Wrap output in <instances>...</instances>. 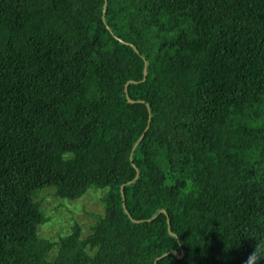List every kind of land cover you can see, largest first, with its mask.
Returning a JSON list of instances; mask_svg holds the SVG:
<instances>
[{
  "label": "trees",
  "instance_id": "16d2710c",
  "mask_svg": "<svg viewBox=\"0 0 264 264\" xmlns=\"http://www.w3.org/2000/svg\"><path fill=\"white\" fill-rule=\"evenodd\" d=\"M93 191V223L41 234ZM257 246L264 0H0V264H246Z\"/></svg>",
  "mask_w": 264,
  "mask_h": 264
},
{
  "label": "rangeland",
  "instance_id": "374dc122",
  "mask_svg": "<svg viewBox=\"0 0 264 264\" xmlns=\"http://www.w3.org/2000/svg\"><path fill=\"white\" fill-rule=\"evenodd\" d=\"M46 203H48L47 206L49 207L50 214L52 213L55 206L61 205L60 203L52 200ZM75 206L77 207V212L72 216L67 212L66 207L60 210L61 211L59 212L60 216H65L64 219L57 218V216H52L48 214L51 218L50 226L48 225V228L42 229L41 234L42 235L51 234L54 236L56 234V229L60 230L62 226L67 227L69 221H72L73 223L75 219L77 220L79 219L82 222V224L85 227H87L88 224L94 222V219L91 216V214H97L102 212V206L99 202V194L94 191L92 193L85 195L80 201L75 202ZM45 212L47 211L45 210ZM66 213L68 214V216H66Z\"/></svg>",
  "mask_w": 264,
  "mask_h": 264
},
{
  "label": "clouds",
  "instance_id": "9594fccd",
  "mask_svg": "<svg viewBox=\"0 0 264 264\" xmlns=\"http://www.w3.org/2000/svg\"><path fill=\"white\" fill-rule=\"evenodd\" d=\"M259 259H264V252L257 246L255 251L248 257L246 264H257Z\"/></svg>",
  "mask_w": 264,
  "mask_h": 264
},
{
  "label": "water",
  "instance_id": "95a60500",
  "mask_svg": "<svg viewBox=\"0 0 264 264\" xmlns=\"http://www.w3.org/2000/svg\"><path fill=\"white\" fill-rule=\"evenodd\" d=\"M107 4H105L104 5V15H106V10H107ZM105 18V17H104ZM136 52H138L137 50H136ZM147 73H148V70H147V68H145L144 69V77H143V80H145L146 79V77H147ZM131 82H133V81H130L129 83H131ZM128 83V84H129ZM128 84H126V93H127V100H128V102L129 103H135V101H133L131 98H130V96H129V94H128V89H127V86H128ZM162 213H167L165 210H162L161 211ZM128 213V212H127ZM171 253H174V254H176V255H178L180 258H183L184 257V255H183V253L181 254V255H179L178 254V252L177 251H173V252H171Z\"/></svg>",
  "mask_w": 264,
  "mask_h": 264
}]
</instances>
